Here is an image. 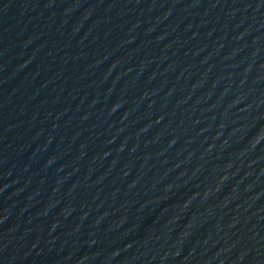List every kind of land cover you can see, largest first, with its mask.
<instances>
[{
    "label": "water",
    "instance_id": "obj_1",
    "mask_svg": "<svg viewBox=\"0 0 264 264\" xmlns=\"http://www.w3.org/2000/svg\"><path fill=\"white\" fill-rule=\"evenodd\" d=\"M0 264H264V0H0Z\"/></svg>",
    "mask_w": 264,
    "mask_h": 264
}]
</instances>
